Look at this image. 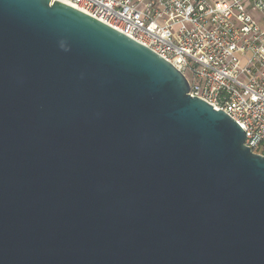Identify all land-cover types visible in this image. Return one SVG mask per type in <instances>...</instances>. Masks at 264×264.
Listing matches in <instances>:
<instances>
[{"label": "water", "instance_id": "water-1", "mask_svg": "<svg viewBox=\"0 0 264 264\" xmlns=\"http://www.w3.org/2000/svg\"><path fill=\"white\" fill-rule=\"evenodd\" d=\"M171 64L53 0H0V264H264V157Z\"/></svg>", "mask_w": 264, "mask_h": 264}, {"label": "built area", "instance_id": "built-area-1", "mask_svg": "<svg viewBox=\"0 0 264 264\" xmlns=\"http://www.w3.org/2000/svg\"><path fill=\"white\" fill-rule=\"evenodd\" d=\"M103 23L171 64L188 95L229 116L264 157V0H53Z\"/></svg>", "mask_w": 264, "mask_h": 264}, {"label": "crops", "instance_id": "crops-1", "mask_svg": "<svg viewBox=\"0 0 264 264\" xmlns=\"http://www.w3.org/2000/svg\"><path fill=\"white\" fill-rule=\"evenodd\" d=\"M252 18L257 22L260 28L264 29V14L258 12L250 13Z\"/></svg>", "mask_w": 264, "mask_h": 264}]
</instances>
